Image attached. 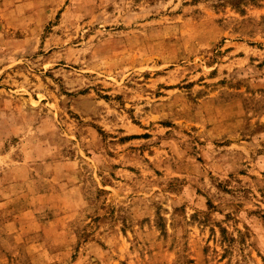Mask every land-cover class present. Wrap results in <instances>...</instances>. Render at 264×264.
I'll return each instance as SVG.
<instances>
[{"label": "rangeland", "instance_id": "obj_1", "mask_svg": "<svg viewBox=\"0 0 264 264\" xmlns=\"http://www.w3.org/2000/svg\"><path fill=\"white\" fill-rule=\"evenodd\" d=\"M0 264H264V0H0Z\"/></svg>", "mask_w": 264, "mask_h": 264}]
</instances>
